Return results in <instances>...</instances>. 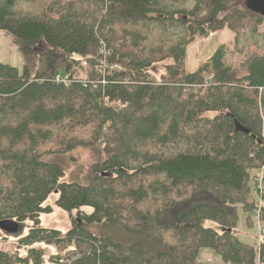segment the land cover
Listing matches in <instances>:
<instances>
[{
  "label": "trees",
  "instance_id": "16d2710c",
  "mask_svg": "<svg viewBox=\"0 0 264 264\" xmlns=\"http://www.w3.org/2000/svg\"><path fill=\"white\" fill-rule=\"evenodd\" d=\"M189 2L0 0V32L25 61L0 62V230L35 225L19 240L27 256L0 251V264H45L36 244L55 247L57 264H201L205 249L264 264V244L236 231L264 168V17L245 0ZM224 30L234 49L189 71L196 37ZM79 149L95 162L84 183L66 182L47 157ZM52 195L78 212L66 233L40 226ZM99 225L131 241L88 229Z\"/></svg>",
  "mask_w": 264,
  "mask_h": 264
},
{
  "label": "rangeland",
  "instance_id": "374dc122",
  "mask_svg": "<svg viewBox=\"0 0 264 264\" xmlns=\"http://www.w3.org/2000/svg\"><path fill=\"white\" fill-rule=\"evenodd\" d=\"M189 2V0H187ZM190 3V2H189ZM181 28H178L176 31H180ZM259 30L264 32V24L259 27ZM174 29H170L168 34H172ZM233 35L228 30H224L217 33H212L207 37L197 36L195 41L190 45L188 49V57H187V68L189 71H195L201 64L205 63L214 52L221 45H226L230 49H234ZM256 49L251 48L248 49L249 55H251ZM103 54L105 56L108 53L104 50ZM244 55V56H243ZM248 55V56H249ZM242 53L237 57L239 65L244 58L248 57ZM0 62L4 64H8L12 67L18 68L20 71L24 69V58L19 48L13 44L11 37L5 32H0ZM168 64L163 63L156 68V72H153L154 78L159 80L162 75L166 74L165 66ZM107 62L103 59V66L105 67ZM116 69H120L117 67ZM85 82H89L91 85H95L100 81L94 80H85ZM66 85V84H65ZM50 145L49 147H51ZM49 161L54 160L56 163L63 166L65 169V178L64 180L69 183H84L86 180V176L89 173V170L93 163L95 162V156L92 151L79 149L73 154L65 155V156H49L47 157ZM264 173V170L260 169L257 175ZM257 177V176H256ZM11 181L7 180L4 183V186H10ZM256 191V190H255ZM257 193V192H256ZM58 195H52L50 199L47 201L46 205L51 206L53 208V212L51 214L43 215L41 217L42 228L50 229V230H58L66 233L72 228V219L77 216V211L72 213H67L60 208H58L55 204ZM257 196L256 200V208L252 213H244L239 212V221L237 224L236 231L238 232L237 236L245 243L248 244H259L260 230L261 227L264 226V198L261 201ZM261 209V223L259 225L258 216L256 212L258 209ZM84 212L91 213L92 210L89 208H84ZM208 226L213 228H218L216 224L208 223ZM35 225L32 222H25L19 224L15 229H10V231H1L0 238V251L8 252L11 254H19L22 257L27 256L28 249L25 247H20L19 240L22 237L28 235L31 229H33ZM88 229L98 236H109L119 241L130 242L131 237L124 234L121 230L109 226L99 225V226H89ZM36 249L44 250V261L45 264H57L52 258L56 257L58 254V250L53 246H47L45 244H36L34 246ZM66 261H62L60 264L65 263ZM199 262L201 264H225L221 258L215 254L213 250L205 249L201 252Z\"/></svg>",
  "mask_w": 264,
  "mask_h": 264
},
{
  "label": "built area",
  "instance_id": "2783aa9c",
  "mask_svg": "<svg viewBox=\"0 0 264 264\" xmlns=\"http://www.w3.org/2000/svg\"><path fill=\"white\" fill-rule=\"evenodd\" d=\"M264 168H262V171ZM255 190L257 194L259 195V199L263 201L264 198V173L262 172L260 175H257L255 178ZM258 216V222L259 225L261 223V209L259 208L258 211L256 212ZM264 244V226L261 227L260 230V237H259V245Z\"/></svg>",
  "mask_w": 264,
  "mask_h": 264
},
{
  "label": "water",
  "instance_id": "95a60500",
  "mask_svg": "<svg viewBox=\"0 0 264 264\" xmlns=\"http://www.w3.org/2000/svg\"><path fill=\"white\" fill-rule=\"evenodd\" d=\"M245 5L249 11H251L254 14L260 15L264 17V0H245ZM103 176H109L108 174H103ZM16 226H13L9 228L10 229H17Z\"/></svg>",
  "mask_w": 264,
  "mask_h": 264
},
{
  "label": "bare ground",
  "instance_id": "6f19581e",
  "mask_svg": "<svg viewBox=\"0 0 264 264\" xmlns=\"http://www.w3.org/2000/svg\"><path fill=\"white\" fill-rule=\"evenodd\" d=\"M67 1H71V0H67ZM57 81L60 82V83L66 84V86H69L70 83H71L70 81L65 80L63 77L58 78ZM85 83H86V84H85ZM84 84H85V85H88L89 83H88V82H84Z\"/></svg>",
  "mask_w": 264,
  "mask_h": 264
}]
</instances>
